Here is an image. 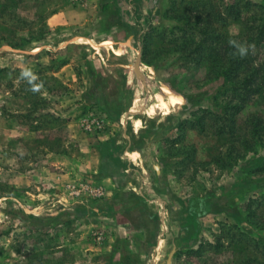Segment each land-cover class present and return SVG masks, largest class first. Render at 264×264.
<instances>
[{"label":"rangeland","instance_id":"374dc122","mask_svg":"<svg viewBox=\"0 0 264 264\" xmlns=\"http://www.w3.org/2000/svg\"><path fill=\"white\" fill-rule=\"evenodd\" d=\"M238 1L163 0L160 9L138 23L128 46L115 47L126 34H115L112 44L99 45L97 39L101 38L89 33V24L76 16L77 11L88 15L85 0H0V264H117L127 257L134 264H143L135 254L141 243L133 244L135 252L130 256L123 243V233L145 229L150 235L154 227L143 223L148 219L135 200L128 198L132 210L126 215L121 211L115 221L98 219L103 212L114 211L110 207L118 206L115 199L95 205L90 212L95 215L67 221L66 204L56 196L57 185L67 182L72 167L80 166L88 174L79 188L97 189L91 167L97 151L94 137L100 132L93 126L100 122L105 132L128 140V133L123 138L126 114L133 117L128 125L143 151L135 157L154 163L158 153L173 176L171 180L158 176L159 185L173 184L180 188L181 197L192 191L206 200L203 232L193 250L213 244L221 225L240 223L244 203L264 192V173H253L264 159V146L257 145L255 155L249 156L236 143L231 161L228 159L231 144L215 136L205 120L201 121L204 126L196 121L205 116L198 110H213L211 99L220 82H202L201 70L179 69L175 55L162 60L166 51L157 50L159 37L155 36L162 28V35L170 37L167 30L183 21L178 23L175 17L186 12L198 16V12L211 11V3L222 14L230 2ZM249 1L262 7L250 11H264V0ZM65 8L73 13L65 17V24L49 22ZM242 26L241 21L229 23L225 32L236 36ZM66 61L69 64L63 67ZM95 97L98 104L92 105ZM263 114L255 99L237 114L238 127L247 116ZM189 120L196 121L195 129L178 128V123ZM111 121L118 124L111 127ZM72 186H76L74 182H67L65 190L71 192ZM104 194L94 197L85 191L74 204L90 205V201L105 199ZM10 209L39 217L41 222L29 230L7 214ZM188 251L174 253L172 264H211L226 259L225 250L207 252L201 258L189 256Z\"/></svg>","mask_w":264,"mask_h":264},{"label":"trees","instance_id":"16d2710c","mask_svg":"<svg viewBox=\"0 0 264 264\" xmlns=\"http://www.w3.org/2000/svg\"><path fill=\"white\" fill-rule=\"evenodd\" d=\"M209 8L211 11L198 12L199 15L195 17H192L190 12L184 13L181 18L175 17L178 23L183 21L165 28H169L167 32L171 33L170 37L162 35V28L159 29V33H155V36L159 37H156V45L157 50L166 51L162 60H171L170 56L175 55L177 57L174 63H177L179 69L201 70L204 76L202 82H220L216 95L211 99L213 110H198L197 113L201 112L205 116L197 117L196 121L199 126H204L205 123L201 121L205 120L208 129L215 136L225 138V142L231 144L227 153L231 161L236 143H239L240 151L249 156L252 153L255 155L257 145L264 146V114L247 116L240 128L236 117L255 99L260 101L264 109V11H250L262 7L249 0L230 2L222 14L211 3ZM239 21L243 26L238 35L231 36L225 32L229 23ZM158 60L161 61L160 58ZM165 66L170 65L165 63ZM2 71L0 68V73ZM92 103L98 104V98L95 97ZM102 110L111 116L106 108ZM196 121L178 123V128L195 129ZM174 141L172 142L175 145ZM250 161L251 157L246 162ZM253 173H264V159L253 169ZM124 199L125 197L122 200L125 201ZM112 202L100 199L90 201V205L65 206L67 221L95 215V212L90 213L95 205ZM110 208L114 211L103 212L101 215H114L121 211L123 215L130 213L119 209L118 206ZM7 214L19 220L29 230L33 229L35 223L41 222L39 217L25 214L23 211L10 209ZM240 215V223L221 225L220 236L213 244L204 243L198 249L188 251V255L201 258L207 252L216 254L225 250L226 259L211 264H264V192L248 199ZM157 229V224H154L149 235V246H152L155 240Z\"/></svg>","mask_w":264,"mask_h":264},{"label":"crops","instance_id":"0c3cea01","mask_svg":"<svg viewBox=\"0 0 264 264\" xmlns=\"http://www.w3.org/2000/svg\"><path fill=\"white\" fill-rule=\"evenodd\" d=\"M85 1L89 7L88 15H85L86 11H77L79 15H75L89 24V33L94 32L96 38H101L97 39L99 45L112 44L113 42L111 41L113 40L111 36L121 33L126 34L122 40L123 43H114L115 47H124L128 46L129 42L132 41V37H134L133 33L137 30L138 23L157 9H160L163 0ZM65 10L66 8L54 13L48 19L49 22L53 20L55 26L65 24V17L69 14L73 15V13H70L72 11ZM91 15H93L91 17L93 20H88ZM84 37H87V35H84ZM68 64L69 62L66 61L63 67L68 66ZM145 112L146 110L142 116ZM122 116L123 113L116 119L120 121ZM126 117L127 127L123 129V138L128 133L130 135L128 140L126 138L121 141L120 137H117L113 132L109 130L105 132V128L101 131H96L100 133H97L96 137H94L97 151L95 150L94 163L91 167L93 176H96L93 182L100 191L105 193V199L109 201L115 199L121 210L131 211L128 198L131 201L135 200L138 206H142L148 219L143 221V223L150 222L153 226L157 224V234L152 246H149V235L145 229L140 231L141 233H123L122 235H125L123 237L125 242L123 243L127 245V254L130 256L131 251L135 252L133 244L137 242L141 243V247L136 248L135 254L139 255L142 260L141 263L172 264L174 253L179 250H193L198 244L203 232V221H205L203 216L206 200L203 195L195 194L192 191L187 196L181 197L178 191L180 188L173 184H167L169 186L159 185L158 176L165 175L167 180H171L173 176L169 175L168 168H166V165V167L164 166L163 158L158 153L155 154L156 162L154 163H149L146 158L144 161L140 159V155L143 154L142 148L139 143L134 142L133 130L128 125V121L133 117L127 114ZM139 118L143 117L140 116ZM111 123H113L111 127H115L118 124L116 121H111ZM133 146H135L134 149ZM136 154H140L138 158L135 157ZM133 156L135 159H133ZM72 169V172H68L66 181L74 182L76 186H79L82 184L81 181L85 176L84 171L80 166L77 168L72 167ZM87 175L86 173V178L88 177ZM67 182H64V185H60V187L57 185L56 188V193H58L56 196L61 198L60 200L66 206L73 205L81 196L74 197L70 191L65 190ZM165 194L166 196L167 194L169 195L168 198ZM123 197H127V200L123 201ZM120 214L119 212L108 216L100 215L98 219L102 221H115L120 218ZM162 224L165 227L164 230H162ZM110 235L112 234L110 233ZM134 235L141 238L138 240L139 242ZM105 236H108V234ZM142 247L144 248L142 249ZM166 253H168L167 259L163 261L162 258ZM117 264L134 263L127 257L117 261Z\"/></svg>","mask_w":264,"mask_h":264},{"label":"built area","instance_id":"2783aa9c","mask_svg":"<svg viewBox=\"0 0 264 264\" xmlns=\"http://www.w3.org/2000/svg\"><path fill=\"white\" fill-rule=\"evenodd\" d=\"M93 127H94V129L96 128L97 131H101L103 126H102V123L99 122V123H95V126H93ZM85 191H90L94 195V197H96L95 195H102L103 194V191H100L98 188L91 190L90 187H88V188L87 187H85V188L80 187L79 188V186L78 187L72 186L70 193L74 197H79Z\"/></svg>","mask_w":264,"mask_h":264},{"label":"water","instance_id":"95a60500","mask_svg":"<svg viewBox=\"0 0 264 264\" xmlns=\"http://www.w3.org/2000/svg\"><path fill=\"white\" fill-rule=\"evenodd\" d=\"M136 67H137V65H136Z\"/></svg>","mask_w":264,"mask_h":264}]
</instances>
